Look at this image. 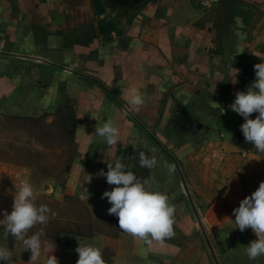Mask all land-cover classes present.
<instances>
[{
	"label": "crops",
	"instance_id": "0c3cea01",
	"mask_svg": "<svg viewBox=\"0 0 264 264\" xmlns=\"http://www.w3.org/2000/svg\"><path fill=\"white\" fill-rule=\"evenodd\" d=\"M262 59L264 0L210 9L196 0H0V113L60 118L68 105L75 121L67 175L40 198L55 216L32 229L44 227L59 264H76L79 243L100 248L106 264H264L245 255L251 228L233 223L264 181V159L247 158L255 149L245 120L229 107ZM131 87L146 97L140 108L127 102ZM109 120L121 133L113 146L95 134ZM140 152L157 166L140 167ZM120 158L177 207L163 246L134 239L108 214L102 195L115 186L98 173ZM0 246L12 264L30 260L11 235Z\"/></svg>",
	"mask_w": 264,
	"mask_h": 264
},
{
	"label": "clouds",
	"instance_id": "9594fccd",
	"mask_svg": "<svg viewBox=\"0 0 264 264\" xmlns=\"http://www.w3.org/2000/svg\"><path fill=\"white\" fill-rule=\"evenodd\" d=\"M254 70L255 81L246 92H237L229 107L245 120L240 126L241 131L245 141L255 149L248 153L247 158L258 160L264 159V62L254 65ZM239 71L238 68H233L230 79L233 84L238 83L236 76ZM126 96L128 104L136 108L142 107L146 102L145 95L137 87L129 88ZM253 113H258L255 119L250 118ZM95 134L103 138L107 145L113 146L120 141L121 133L109 120L97 127ZM157 163L154 155L139 153L140 167L151 171ZM107 168V172L101 170L98 175L106 177L107 183L115 187L105 191L102 199L107 198L111 204L107 211L118 218L119 229L148 245L155 242L163 246L167 240L172 239L175 236L177 207L171 202L169 195L155 189L150 178L137 177L122 162V158L114 163H107ZM174 171V166L168 167L170 174ZM91 180L92 176L89 175L88 182ZM3 215L4 218L0 219V236L7 240L11 235L17 242L22 243L24 251L30 250L31 256L27 264H36L41 257H44L45 264H59L57 257L53 255L56 245L45 238L44 227L32 232L37 225L46 226L55 213L47 205L36 203L31 183L20 181L14 195L12 211L10 214L5 211ZM233 215L235 220L232 221L236 228L241 232L251 228L256 236L245 248L247 258L256 260L264 256V181L260 182L250 196L240 201L239 207L233 210ZM75 251L78 253L76 264H106L98 247L79 243ZM12 259V251L8 247L0 246V262L12 264Z\"/></svg>",
	"mask_w": 264,
	"mask_h": 264
},
{
	"label": "rangeland",
	"instance_id": "374dc122",
	"mask_svg": "<svg viewBox=\"0 0 264 264\" xmlns=\"http://www.w3.org/2000/svg\"><path fill=\"white\" fill-rule=\"evenodd\" d=\"M73 151L70 130L58 116L0 113V213L12 211L21 180L32 184L38 205L49 207L42 196L52 191L53 182L64 181Z\"/></svg>",
	"mask_w": 264,
	"mask_h": 264
},
{
	"label": "trees",
	"instance_id": "16d2710c",
	"mask_svg": "<svg viewBox=\"0 0 264 264\" xmlns=\"http://www.w3.org/2000/svg\"><path fill=\"white\" fill-rule=\"evenodd\" d=\"M72 111H70V106L66 105V106H62L59 108V121L60 124L67 127L69 130L74 129L75 126V121L73 119V115H72ZM46 113L38 116V117H43L45 116ZM33 117V116H32Z\"/></svg>",
	"mask_w": 264,
	"mask_h": 264
},
{
	"label": "built area",
	"instance_id": "2783aa9c",
	"mask_svg": "<svg viewBox=\"0 0 264 264\" xmlns=\"http://www.w3.org/2000/svg\"><path fill=\"white\" fill-rule=\"evenodd\" d=\"M200 6L210 9L215 6V4L218 2V0H196Z\"/></svg>",
	"mask_w": 264,
	"mask_h": 264
}]
</instances>
